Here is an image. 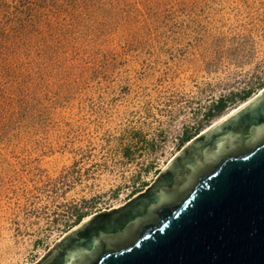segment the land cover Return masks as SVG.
<instances>
[{"label":"rangeland","instance_id":"obj_1","mask_svg":"<svg viewBox=\"0 0 264 264\" xmlns=\"http://www.w3.org/2000/svg\"><path fill=\"white\" fill-rule=\"evenodd\" d=\"M261 90L264 0H0V264L37 263Z\"/></svg>","mask_w":264,"mask_h":264},{"label":"water","instance_id":"obj_2","mask_svg":"<svg viewBox=\"0 0 264 264\" xmlns=\"http://www.w3.org/2000/svg\"><path fill=\"white\" fill-rule=\"evenodd\" d=\"M35 264H264V90Z\"/></svg>","mask_w":264,"mask_h":264},{"label":"bare ground","instance_id":"obj_3","mask_svg":"<svg viewBox=\"0 0 264 264\" xmlns=\"http://www.w3.org/2000/svg\"><path fill=\"white\" fill-rule=\"evenodd\" d=\"M262 91V90H261ZM256 97V96H255ZM254 98V97H253ZM253 98H250V100L248 99V101H245L243 104H241L238 108H235L234 110L230 111L229 113L225 114L224 116H222L221 118H219L216 122H214L213 124H216L220 121H223L224 119H226L227 117H229L231 114H233L234 112H236L237 110H239L240 108H242L244 105H246L247 103H249L251 100H253ZM207 129V128H206ZM87 220V219H86Z\"/></svg>","mask_w":264,"mask_h":264},{"label":"trees","instance_id":"obj_4","mask_svg":"<svg viewBox=\"0 0 264 264\" xmlns=\"http://www.w3.org/2000/svg\"><path fill=\"white\" fill-rule=\"evenodd\" d=\"M249 93H247L248 95ZM224 100H220V102L217 103V105L215 106V109H217L218 112L222 111V109L224 108ZM185 140L187 139V141H189L190 139H188V136H185L184 138Z\"/></svg>","mask_w":264,"mask_h":264}]
</instances>
